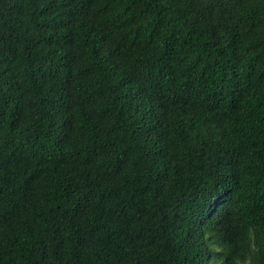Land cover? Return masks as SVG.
Instances as JSON below:
<instances>
[{
	"label": "trees",
	"instance_id": "trees-1",
	"mask_svg": "<svg viewBox=\"0 0 264 264\" xmlns=\"http://www.w3.org/2000/svg\"><path fill=\"white\" fill-rule=\"evenodd\" d=\"M0 264H264V0H0Z\"/></svg>",
	"mask_w": 264,
	"mask_h": 264
}]
</instances>
